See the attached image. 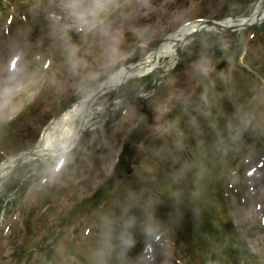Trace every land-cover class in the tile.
Masks as SVG:
<instances>
[{"label": "rangeland", "instance_id": "obj_1", "mask_svg": "<svg viewBox=\"0 0 264 264\" xmlns=\"http://www.w3.org/2000/svg\"><path fill=\"white\" fill-rule=\"evenodd\" d=\"M63 1L72 6L63 7ZM113 1L115 2L110 4L107 0H87L86 2H80L79 0H57L55 3L56 7L49 8V10L52 14H55L56 17H61L63 20L66 19V21L69 22L73 21L79 25V28L89 30L98 27L102 21L106 20L109 12L120 7L118 5L121 4V0H112V2ZM168 1L171 2L173 0ZM191 1L192 0L174 1L172 5L166 9V12L162 13L161 6L166 3L165 0H134L129 11L113 18L110 24L111 28L108 32L104 34H98L97 32L94 36L90 35L91 37L98 35L91 43V46L86 48L84 43L75 39V46L80 55L85 58L84 62L79 61L80 66L76 71L77 74H74V76L70 73L67 74L66 77L57 75L58 80H56L54 76L49 84L48 78L44 73L40 70L29 68L26 65L21 67V74L17 73L12 75L11 79L10 74L6 71V64L10 54L15 51V48L7 47L3 49L0 46V80L6 81L0 86V94L5 96L7 101H11L13 97L16 96L13 102L7 103V107L10 109L8 114L11 115L14 109H22L23 106L32 103L34 96L38 94L42 86L47 85L48 93L46 98L56 97L57 99L52 105L51 103L47 105V102H41L39 109L33 111L40 116L39 121H41L47 113L50 112V115L55 114L58 108L59 97L67 93L70 84H72V82H68V78H72L74 81H76V79H85L89 81L101 74L102 71H99L97 67L102 66L106 68L108 65L123 61L130 55V48L134 44L148 41L157 42L158 39L166 37L183 22L206 16L216 17L223 11L229 12L230 14L238 13L240 16H248L255 8V5H253L241 9L242 5L235 3L240 0H234L233 3L235 4L232 3V5L227 4L229 0H199L200 6L195 8L190 5ZM59 7L65 10L56 11V8ZM29 9L34 19L38 21L40 25L49 27L53 23L60 22L52 21L47 13L42 15L36 14L33 6ZM236 11L238 12L236 13ZM65 24L60 27L67 28L64 27ZM56 27L55 35L56 38L60 40L59 43L62 45L67 44L69 41L65 38V35H63L62 30L59 29L58 25H56ZM200 39H202V37ZM222 41L223 40H221L222 48L227 47L229 40ZM86 52H88V55H86ZM146 53V48L138 49L127 61L134 62L130 60H134L135 57L141 59ZM232 55L233 52H227L224 58L228 61ZM25 59L32 61L30 52L24 60ZM220 63L221 59L219 58H204L199 64H195L194 70H189V68L193 66L191 64L190 66L181 68L182 71L177 75L171 76L170 78L168 77V83H165L162 90L158 91L159 95L161 94V98L152 99L151 103L145 106V109L149 110L154 117V123L151 124L152 129L157 130L159 128L158 122L167 111H169L175 103L182 104L187 95L197 86L198 81L201 80L204 75L210 73L212 69L214 70L215 66ZM229 63L230 62H228L224 70L221 71L224 78L231 74H235L238 70V68L235 69L234 66H230ZM59 66L56 59L54 69ZM258 77L261 78L260 76ZM142 82L143 81H137L133 85L131 84L128 91H122L121 95H114L111 93L103 96L99 100L98 105L103 107L115 96L116 98H121L131 95H140L143 92L140 90L148 85L147 81ZM261 86L263 89L258 91L256 75H248L238 80L236 84L228 83L229 88L220 91L216 97L212 98L213 104L203 108L204 116L200 117L202 125L199 127L201 139L193 145L192 151L189 149L185 151L191 158L190 162L186 165L188 173L185 174V178L187 182L193 185V190L184 194L185 196L193 198L194 203L201 202L202 191L209 186V175L211 172L219 169L223 161L229 159L233 155L237 154L238 156H242L244 153L254 154L253 144L258 141L260 135L264 137V133L257 122L258 117L264 119V85L261 84ZM16 87L20 91H11V89ZM3 103L4 102H1L0 104L2 105ZM136 106L137 107L132 108L123 116L121 121H116L115 123L111 122L112 124L108 122V125L106 124L107 126L102 129L103 131L101 130L99 132L100 134L94 136L95 133L87 132L79 145L73 151L66 154L68 157L61 172L47 182L44 187H39V180L49 173V169H51L55 162L52 158H49L50 161L53 160L50 162V166H46L43 163L37 170V174L26 180L28 191L21 197L18 219L9 234L11 242L7 247L6 245L4 246V244L3 247H0V263L12 264L10 254L13 252V249L15 247H23L28 248V251L25 255L18 256L19 264H23L29 253L33 255L29 259L28 264H47L45 257L48 252H53L54 260H62L59 264H69L68 261L64 259L71 253H76L79 258H84L90 264H106V260L101 255V251H98L97 247L99 238H101L102 233L107 228V222L102 223L100 231L96 236L98 239H95L96 237L94 236L89 239V241H85L81 239L80 236L83 227L93 216V214H91L93 206L98 207L97 205H93V203L89 206L86 205L76 216H73V219L64 224V229L61 234L58 227L69 212L73 211V209L85 200L92 198L97 187L101 185L103 181H107L112 175L117 156L128 133V129H131L139 120V108L138 105ZM126 117H130L129 125L124 122ZM42 125L39 123L36 126V129L39 128L36 136L42 128ZM191 129L197 131V124L191 125ZM75 141L76 139H74L72 143L74 144ZM177 141L178 138H175L167 143H155L149 146L148 150L152 151L150 156L153 159L151 164L164 166L166 164V159H170L171 156L176 154L174 148ZM91 142L92 147L88 150L87 156L82 159L83 149ZM100 143L109 145L106 154H103L101 151V146L97 151L93 149L96 145H100ZM11 153L14 152L10 151V154ZM89 157L92 163L95 162V157H101L96 164L97 175H95L96 181L94 180V185L88 184V178H90L92 169H95L94 166L88 162ZM77 159L83 162L74 164ZM83 163H87V165L85 164L84 166ZM88 168H90V170ZM72 170L74 171L72 178L75 184H73L71 188L77 190L76 192L78 194L76 197H79V192H81L79 198H76L73 194L67 193L60 201H54L50 204L49 201L42 200V197H46L45 192H42L39 194L41 200H39L40 202L38 203L35 191V189L38 190L37 187L43 190L49 189L51 192H55V194L57 190H60L62 194L60 186L56 184L61 181L66 182L67 179L70 178ZM85 170L86 175L82 176ZM23 173L24 172H22V174ZM258 173L264 178V170ZM219 174H222V172L219 171ZM122 178L123 181L118 182L129 185L134 180V174L127 177L125 173V175H122ZM262 178L253 182L254 192L248 193L245 191V193L242 194L241 203L240 200L236 199L234 201L231 200V204L227 205L220 191L218 193L215 189H210L209 193L205 190V202L202 204L206 206L203 208L207 210L211 217L216 216L217 221L220 219L221 222L226 223V217L228 220L229 218L233 219L238 226L240 235L255 245V253L259 257L261 263L264 264V225L260 223V219H264V183ZM240 182H242V179ZM153 184L157 186V190L164 186L162 182ZM65 186V184L62 185V187ZM115 186L116 185L113 184L112 188L115 189ZM110 188L111 187H109V189ZM141 188L145 191L153 189L148 185ZM185 189H187V187H185ZM118 195L122 198L120 202L122 203V207H120L118 214L124 215L126 211L132 212L133 208L126 209V211L124 208V203L131 204L128 199L127 191H119ZM5 198L6 197L2 195L0 196V199ZM174 199L175 195L169 192L166 196V202L169 203V206H176L172 204ZM133 202L137 203L142 201L140 198H136ZM175 202L181 205L186 203L181 198H177ZM186 204H189L191 207L193 206L192 202ZM257 204L262 208L260 212L256 211ZM13 206L6 210V212L8 211V216ZM140 208L145 210L139 217L145 215L149 216L150 219L147 221L145 228L139 230L137 234H130L125 241L121 242L124 248L125 244L134 243L129 249L131 257L126 256L125 262L127 264H138L139 254L136 255L135 244L143 246L145 242L151 240L158 230L169 226L162 224V222L158 223V220L153 218L154 214L165 209L163 205L159 204L154 206L153 204L147 205L142 202ZM4 209L5 207L0 205V210L2 211ZM5 214L0 212V223L6 222L4 221L6 217ZM142 221L143 218L136 219L133 224L134 229H137ZM196 224L202 226L198 228L203 233L205 240L209 242L210 235L208 234V225H204L200 222ZM127 227L130 228L129 226ZM155 228H157L156 232L154 231ZM176 228V236L179 237L180 228H178V226ZM1 230L2 227L0 225V232ZM26 230L29 232H26ZM108 234L109 236L113 235L111 229H109ZM59 237L61 238L58 240ZM170 237L176 239L174 234ZM200 244L201 246L204 245L203 243ZM41 247L42 251H39ZM116 248V244L112 248H108L109 253L112 250L113 258L117 256L121 257L122 255L120 252L116 251ZM180 255L181 254L175 252L174 248L171 246H166L164 249L158 248L154 252V261L152 262V259H150L149 264H177L175 258H179ZM95 257V263H91ZM192 257L193 259L190 262L182 260L183 263L192 264L194 258L201 259L200 257ZM215 262L216 261H213V264H217ZM49 264L54 263L50 261ZM109 264L111 263L109 262Z\"/></svg>", "mask_w": 264, "mask_h": 264}, {"label": "bare ground", "instance_id": "obj_2", "mask_svg": "<svg viewBox=\"0 0 264 264\" xmlns=\"http://www.w3.org/2000/svg\"><path fill=\"white\" fill-rule=\"evenodd\" d=\"M255 17H252L250 21H254ZM226 23V22H225ZM232 23V22H230ZM230 23H227L228 25ZM224 23H222L223 25ZM196 27L190 29V31H194ZM189 30V29H188ZM188 30H185V34H188ZM184 34V33H183ZM180 36L177 40H183L185 38V34ZM170 44V43H168ZM173 49L171 45H164L160 48V51L156 55L151 68H146L144 70L138 71L137 75H143L148 73L150 70L154 69L158 66V63L161 59H166L168 57H172ZM152 61V60H151ZM150 61V62H151ZM149 62V61H148ZM125 71H120L115 75V77L110 80L108 86L115 87L119 84L122 78L126 76ZM130 76V74H128ZM93 102L87 101L83 102L78 105V107L73 108L70 113H67L63 119L56 124L53 128L50 129L48 134L45 136L44 143L40 147L41 151L39 152L40 155L51 156V155H58V153L63 152L66 150L70 143H68L74 133L80 132L82 128H86L90 125L92 116L95 115V112L92 111ZM59 124H62L60 127ZM37 155V154H36Z\"/></svg>", "mask_w": 264, "mask_h": 264}]
</instances>
